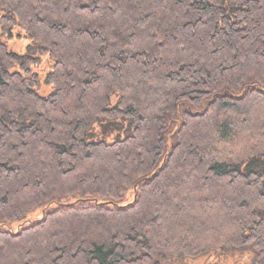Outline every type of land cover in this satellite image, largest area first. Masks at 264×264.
<instances>
[{
	"label": "trees",
	"instance_id": "1",
	"mask_svg": "<svg viewBox=\"0 0 264 264\" xmlns=\"http://www.w3.org/2000/svg\"><path fill=\"white\" fill-rule=\"evenodd\" d=\"M0 24L32 42L0 38V223L45 209L0 264H264V0H0Z\"/></svg>",
	"mask_w": 264,
	"mask_h": 264
},
{
	"label": "rangeland",
	"instance_id": "2",
	"mask_svg": "<svg viewBox=\"0 0 264 264\" xmlns=\"http://www.w3.org/2000/svg\"><path fill=\"white\" fill-rule=\"evenodd\" d=\"M0 38L7 44L8 48L14 52L22 55L28 54V48L32 45L31 39L24 31L15 28L10 33H3L0 24ZM39 61L36 63L31 62L28 66L31 73H36L39 78L37 90L43 94L48 95L54 89L52 83L47 81L48 74L52 71V63L50 62L49 55H37ZM135 190L127 192L123 200L120 201L121 205H126L134 200ZM75 197L69 196L62 202L72 203ZM45 213L43 207L37 208L35 211L27 214V216L20 221L3 222L0 223V228L5 230L17 231L23 226L30 225L33 221L40 219ZM252 251L232 252L229 250H215L207 255L196 259H182L172 260L168 264H254L252 260ZM254 257V256H253Z\"/></svg>",
	"mask_w": 264,
	"mask_h": 264
}]
</instances>
